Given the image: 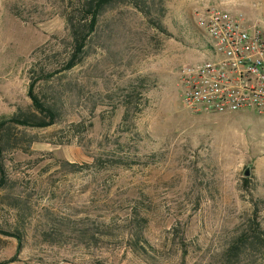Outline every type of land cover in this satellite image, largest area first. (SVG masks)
<instances>
[{
    "label": "rangeland",
    "instance_id": "obj_1",
    "mask_svg": "<svg viewBox=\"0 0 264 264\" xmlns=\"http://www.w3.org/2000/svg\"><path fill=\"white\" fill-rule=\"evenodd\" d=\"M84 3L0 0V123L56 113L1 130L0 264H264V117L180 100L198 15L264 0H112L80 52Z\"/></svg>",
    "mask_w": 264,
    "mask_h": 264
},
{
    "label": "built area",
    "instance_id": "obj_2",
    "mask_svg": "<svg viewBox=\"0 0 264 264\" xmlns=\"http://www.w3.org/2000/svg\"><path fill=\"white\" fill-rule=\"evenodd\" d=\"M203 40L197 63L183 67L181 105L195 114L264 117V21L240 11L198 15Z\"/></svg>",
    "mask_w": 264,
    "mask_h": 264
},
{
    "label": "trees",
    "instance_id": "obj_3",
    "mask_svg": "<svg viewBox=\"0 0 264 264\" xmlns=\"http://www.w3.org/2000/svg\"><path fill=\"white\" fill-rule=\"evenodd\" d=\"M112 0H85L84 7L87 10V33L85 35H82L79 30H72V37L75 43L76 49H78L80 52L83 51L85 47V42L88 37V35L94 31L95 26L97 25V20L101 13L104 11L107 5L111 3ZM70 24L72 25V28L74 26V23L70 21ZM77 65V62L73 61L69 64V68L74 67ZM34 84H32L29 96L32 99L33 106L40 112L45 113L48 115V118H50V121L48 123L44 121H38V122H31L28 119H19V118H9L8 120H4L0 123V169L2 168L1 159H2V153H3V147L1 142V130L7 123H20L22 125L26 126H38V127H48L53 124H55L56 121V113L52 109H48L45 107V105L40 101L39 97L34 93Z\"/></svg>",
    "mask_w": 264,
    "mask_h": 264
},
{
    "label": "crops",
    "instance_id": "obj_4",
    "mask_svg": "<svg viewBox=\"0 0 264 264\" xmlns=\"http://www.w3.org/2000/svg\"><path fill=\"white\" fill-rule=\"evenodd\" d=\"M242 12L245 14L246 17H248L251 20H261L253 16L251 12L247 11L246 9H244Z\"/></svg>",
    "mask_w": 264,
    "mask_h": 264
},
{
    "label": "water",
    "instance_id": "obj_5",
    "mask_svg": "<svg viewBox=\"0 0 264 264\" xmlns=\"http://www.w3.org/2000/svg\"><path fill=\"white\" fill-rule=\"evenodd\" d=\"M246 175L249 176V172H246Z\"/></svg>",
    "mask_w": 264,
    "mask_h": 264
}]
</instances>
